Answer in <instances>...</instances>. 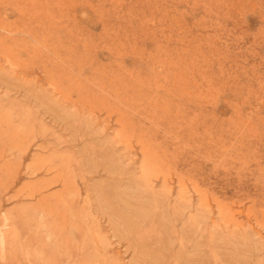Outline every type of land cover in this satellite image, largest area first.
Returning a JSON list of instances; mask_svg holds the SVG:
<instances>
[{"label": "rangeland", "instance_id": "rangeland-1", "mask_svg": "<svg viewBox=\"0 0 264 264\" xmlns=\"http://www.w3.org/2000/svg\"><path fill=\"white\" fill-rule=\"evenodd\" d=\"M0 264H264V0H0Z\"/></svg>", "mask_w": 264, "mask_h": 264}, {"label": "bare ground", "instance_id": "bare-ground-1", "mask_svg": "<svg viewBox=\"0 0 264 264\" xmlns=\"http://www.w3.org/2000/svg\"><path fill=\"white\" fill-rule=\"evenodd\" d=\"M11 233H12V234H15L14 229L11 231ZM6 240H7V236H6V234H2V235H1V241H2V244H3V245L6 244ZM94 263H95V262H94Z\"/></svg>", "mask_w": 264, "mask_h": 264}]
</instances>
